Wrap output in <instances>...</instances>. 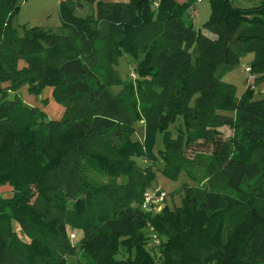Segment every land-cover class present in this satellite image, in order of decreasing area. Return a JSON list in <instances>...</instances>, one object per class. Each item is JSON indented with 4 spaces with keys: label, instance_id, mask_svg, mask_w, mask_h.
<instances>
[{
    "label": "trees",
    "instance_id": "obj_1",
    "mask_svg": "<svg viewBox=\"0 0 264 264\" xmlns=\"http://www.w3.org/2000/svg\"><path fill=\"white\" fill-rule=\"evenodd\" d=\"M86 1L93 10L79 15ZM195 1L60 0L59 30L20 33L22 0H0V264H68L77 228L79 264H264V97L223 79L253 53L250 72L264 80V0H211L206 31L191 20ZM124 53L136 76L122 75ZM24 86H52L63 117L26 104ZM161 161L198 184L183 186L180 206L146 213Z\"/></svg>",
    "mask_w": 264,
    "mask_h": 264
},
{
    "label": "rangeland",
    "instance_id": "obj_2",
    "mask_svg": "<svg viewBox=\"0 0 264 264\" xmlns=\"http://www.w3.org/2000/svg\"><path fill=\"white\" fill-rule=\"evenodd\" d=\"M233 3L242 8H248L251 6H255L259 4L260 0H232ZM93 5L91 2L86 1L83 2L82 5L77 6V13L79 15H88L92 12ZM189 14L191 16V20L193 25L197 29L204 30V23L209 19L211 15V0H196L195 5L192 9L189 10ZM189 16V17H190ZM14 24L19 29L20 33H23L24 27L26 26H35L40 25L43 27H49L54 29L55 31L59 30L62 26V19L60 16V4L58 0H22L21 8L19 13L14 18ZM206 31V30H204ZM254 60V54L249 53L245 57H243L239 63V65L233 68L230 71H227L223 75V79L227 83L233 84L237 89V95H242L246 92L247 88L250 87L253 89V93L255 98L264 97V80L255 82V75L251 74L250 69L248 67L251 66L252 61ZM135 61L133 57L129 54L124 53L120 57L119 69L124 77L130 75V72L134 70ZM0 86L2 82L0 81ZM118 90V88H115ZM1 98V93H0ZM59 104L61 105L55 98H51V100L46 101L45 111L47 112V116L50 119L56 118L53 114L54 106ZM64 107L63 105H61ZM65 113L61 115L62 118ZM55 116V117H54ZM137 131L133 134L134 139L143 140L145 136V126L143 122L137 123ZM224 136L232 137L233 130L228 126H223L222 128ZM174 133L176 132L175 126L173 127ZM164 148L163 144V134L158 133L156 136V145L153 150V154L159 156V150ZM137 163L141 167H145L149 165V161L144 157H137ZM164 162L161 161L157 165H155L156 169V179L152 184V187H163L168 192L167 203L170 207L180 206L182 203V195H183V186L185 184L188 185H197L198 183L190 176V173L186 169H181L177 178L172 179L168 175L162 172ZM163 166V167H162ZM200 166V165H196ZM195 176L202 177L203 172L201 168H197L195 171ZM2 189V187H0ZM182 189V190H181ZM2 193L4 195H8L9 191L3 190ZM16 230L25 238V235L21 232L20 227H16ZM71 229L70 231H72ZM76 232L77 237L72 240L73 246H76V251L73 254H70L67 258L68 264H79L81 260L84 259L83 252L78 244L81 242L84 231L81 228H77L74 230ZM147 231L150 232V229L147 228ZM120 256H127V252L125 248H121ZM119 256V257H120Z\"/></svg>",
    "mask_w": 264,
    "mask_h": 264
},
{
    "label": "built area",
    "instance_id": "obj_3",
    "mask_svg": "<svg viewBox=\"0 0 264 264\" xmlns=\"http://www.w3.org/2000/svg\"><path fill=\"white\" fill-rule=\"evenodd\" d=\"M250 69V67H248ZM132 76H136V73L132 71ZM168 192L160 186L148 188L144 194V200L141 204V208L146 213L156 214L163 210V208L167 205ZM150 228V239L151 243L154 247H158L162 241L163 237L158 233V231L154 228V226L149 224ZM71 239H75L77 237L76 232L73 230L71 235Z\"/></svg>",
    "mask_w": 264,
    "mask_h": 264
},
{
    "label": "crops",
    "instance_id": "obj_4",
    "mask_svg": "<svg viewBox=\"0 0 264 264\" xmlns=\"http://www.w3.org/2000/svg\"><path fill=\"white\" fill-rule=\"evenodd\" d=\"M58 1L60 4V0H58ZM20 64H21V66L26 65L25 61H21ZM2 85L7 86V85H9V83L8 82H2ZM53 90H54V88L52 86H47V87H45V89L43 90V92L40 95H35V94H31L29 92L27 86H24L23 88H21L19 90V94L21 95L22 99L24 100V102L26 104H28L30 106H36V107H39V108L45 110V108H46L45 102L51 100V98H54ZM53 106H54V111H53V114H51V115L52 116L55 115L56 118H54V119H58L63 114L64 107H62L59 104H56Z\"/></svg>",
    "mask_w": 264,
    "mask_h": 264
}]
</instances>
